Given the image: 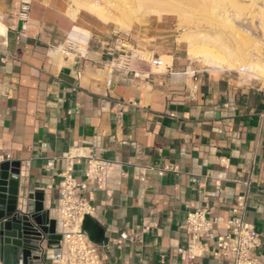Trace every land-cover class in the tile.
I'll list each match as a JSON object with an SVG mask.
<instances>
[{"label": "crops", "instance_id": "0c3cea01", "mask_svg": "<svg viewBox=\"0 0 264 264\" xmlns=\"http://www.w3.org/2000/svg\"><path fill=\"white\" fill-rule=\"evenodd\" d=\"M151 34L156 43L146 41ZM166 37L123 35L70 0H0V162L19 163V191H42L55 219L68 152L118 162L102 188H84L107 238L95 242L102 264H227L212 255L214 231L243 190L244 218L260 237L253 254L264 260V82L195 68ZM70 42L82 56L60 52ZM121 49L152 50L157 59L129 60L128 71L116 60ZM164 164L177 168L159 175ZM85 167L86 158L74 159L77 180ZM200 207L215 220L200 238L206 252L182 259L186 215ZM59 252L45 239L37 258L11 259L56 264Z\"/></svg>", "mask_w": 264, "mask_h": 264}, {"label": "built area", "instance_id": "2783aa9c", "mask_svg": "<svg viewBox=\"0 0 264 264\" xmlns=\"http://www.w3.org/2000/svg\"><path fill=\"white\" fill-rule=\"evenodd\" d=\"M27 4L21 8L22 15H26ZM25 20V17H23ZM119 47L124 49L127 45L119 42ZM116 56L118 65L129 71V60L156 62V56L152 50L144 53H131L124 50ZM76 51L79 55L82 46L69 43L60 49L64 55L68 51ZM117 47L108 48L107 54L114 55ZM134 74L136 72L133 71ZM86 158L83 180H77L73 174L74 159ZM66 165L60 173L58 182L59 198L56 206L57 217L63 227L67 230L61 235L58 249L59 255L54 259L56 264H102V258L97 250L96 243L93 242L88 233L82 227L85 215L90 217L95 212V207L91 204L90 198L84 195L86 182H92L97 188H102V180L111 172L118 162L94 156H84L81 154L65 155ZM2 159L0 158V161ZM177 168L174 164H164L157 169V173L162 175L165 171H173ZM247 191L243 190L236 198L235 203L230 209V215L222 220V232H215V250L212 255L222 258L227 264H264L254 256L253 251L260 245L259 233L253 225L244 218L246 207ZM214 219L207 216L205 207L195 208L189 211L185 218L184 228L188 234V242L185 248H179L178 252L182 259L192 260L206 252L205 244L200 238L213 231ZM43 243V242H42ZM42 243L39 251L42 249ZM39 255V253H38Z\"/></svg>", "mask_w": 264, "mask_h": 264}, {"label": "bare ground", "instance_id": "6f19581e", "mask_svg": "<svg viewBox=\"0 0 264 264\" xmlns=\"http://www.w3.org/2000/svg\"><path fill=\"white\" fill-rule=\"evenodd\" d=\"M130 1L138 7H141L143 3H158L159 7L152 10L153 14H159L162 17L175 16L178 22L182 21L186 14L173 0ZM120 2L127 4V0H120ZM248 2V5L243 7L242 1L240 3L239 0H195V29L199 28L197 20L203 16L213 18V28L209 29L210 33L195 30V40L194 35L187 32L177 38L178 41L187 43L189 57L195 59L196 62L211 64L214 68L236 70L241 73L248 72L264 80V2L261 4H258L256 0ZM81 5L102 21L111 22L123 28L130 27L129 22L132 15L138 17L143 15V12L148 13L147 10H140L131 4L127 5L129 9L127 11L113 0H86ZM245 8L248 10L244 14L242 9ZM247 17L253 32L243 31L244 28L239 27L240 22L242 20L244 22ZM219 26L222 28L220 30L222 35L217 31ZM235 33H243L250 43L246 46L238 43V40L237 43L235 41V44L232 43ZM224 39L227 40L224 41ZM169 57L161 56L162 65H160L163 66Z\"/></svg>", "mask_w": 264, "mask_h": 264}, {"label": "water", "instance_id": "95a60500", "mask_svg": "<svg viewBox=\"0 0 264 264\" xmlns=\"http://www.w3.org/2000/svg\"><path fill=\"white\" fill-rule=\"evenodd\" d=\"M19 163L0 162V259L5 247L13 256L21 254L23 263L38 257L41 243L58 248L61 235L67 229L59 227L60 221L50 218L43 206V192L19 191ZM83 229L96 243H105L103 228L90 216L85 215Z\"/></svg>", "mask_w": 264, "mask_h": 264}, {"label": "rangeland", "instance_id": "374dc122", "mask_svg": "<svg viewBox=\"0 0 264 264\" xmlns=\"http://www.w3.org/2000/svg\"><path fill=\"white\" fill-rule=\"evenodd\" d=\"M71 1V5L75 8V9H85L81 4H84L86 2V0H76L74 2V0H70ZM175 3H177L179 5V7L181 8V10H184V12L186 13L182 19V21L178 22L177 18L175 16H168V17H163V18H158V16H161L159 14L155 15L152 13V10L156 9L159 7L158 3L155 2H150V3H143L141 5V7H138L133 1L127 0V4L124 2H120V0H113V2H116L119 6H121L122 8L126 9L127 11H129L127 5L131 4L133 6H136V8H139L140 10H147L148 13L143 12V16H131L130 18V22H129V26L128 28H123L117 24L112 23V25L115 26V30H117L119 33L123 34V35H131V34H139L140 36H143L144 33H158L160 30L162 32L167 33V37L164 38V40H166L167 45H173V44H177L178 46H180V48L183 49V53L186 55V50H187V43L186 42H181L178 41L177 38H179L182 34H184L185 32L193 34L194 37L193 39L195 40V30H200L202 33H210V28H213L212 26V17H205L203 16L202 18H199L197 20L198 23V29H195V0H173ZM240 3L242 1V5L243 7L248 5V1L249 0H239ZM258 2V4H261L264 2V0H256ZM181 5V6H180ZM86 10V9H85ZM248 8L242 9V12L245 14L247 12ZM89 11V10H87ZM91 12V11H89ZM92 14H94L93 12H91ZM95 15V14H94ZM96 16V15H95ZM247 16V14H246ZM97 18H99L98 16H96ZM134 20H133V19ZM100 19V18H99ZM101 20V19H100ZM244 26V27H243ZM240 28H244L243 31H248V32H253L252 30V25H250L249 23V19L248 17L244 20L240 22L239 24ZM130 28V29H129ZM217 31L222 35V32L220 31L222 28L219 26L217 27ZM224 30V29H223ZM235 36V37H234ZM233 36V42L235 44V42L242 44V45H248L250 43L248 37H246L243 33H235V35ZM242 37V38H241ZM241 39V40H240ZM163 40V39H162ZM227 39H224V41H226ZM240 40V41H239ZM149 43H156L157 38L155 37V35L151 34V36L146 40ZM159 41V40H158ZM177 41V42H176ZM235 41V42H234ZM147 49H137L134 52L135 53H144ZM188 54V53H187ZM189 57V55H188ZM188 61L195 66V68L198 69H203V68H209V67H214L213 65H209V64H204L202 62H196L195 59H192L189 57ZM243 74H249L248 72H243ZM264 82V80H262ZM12 255L9 253V250L7 247H5L4 250V261H6L7 264H13V258Z\"/></svg>", "mask_w": 264, "mask_h": 264}]
</instances>
